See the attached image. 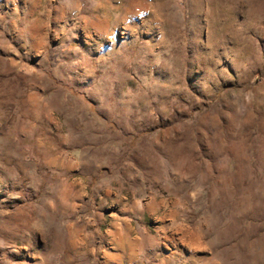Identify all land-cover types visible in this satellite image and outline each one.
Masks as SVG:
<instances>
[{"label":"rangeland","instance_id":"rangeland-1","mask_svg":"<svg viewBox=\"0 0 264 264\" xmlns=\"http://www.w3.org/2000/svg\"><path fill=\"white\" fill-rule=\"evenodd\" d=\"M0 264H264V0H0Z\"/></svg>","mask_w":264,"mask_h":264}]
</instances>
